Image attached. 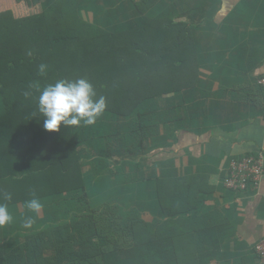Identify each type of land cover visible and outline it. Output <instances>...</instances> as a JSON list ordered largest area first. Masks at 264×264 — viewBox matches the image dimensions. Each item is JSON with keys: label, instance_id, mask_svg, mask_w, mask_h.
Returning <instances> with one entry per match:
<instances>
[{"label": "trees", "instance_id": "1", "mask_svg": "<svg viewBox=\"0 0 264 264\" xmlns=\"http://www.w3.org/2000/svg\"><path fill=\"white\" fill-rule=\"evenodd\" d=\"M160 4L43 0L38 14L0 12V204L27 213L33 211L28 201L36 198L40 213L54 219L52 227L7 250L0 264L189 260L191 234L176 230L170 220H147L122 193L100 202L91 189L107 177L102 171L110 166L108 160L114 158L122 176L126 166L139 167L142 142L147 149L165 146L175 131L172 124L185 126L179 107L198 84L199 69L191 59L189 30L174 23ZM41 64L47 65L43 75ZM77 79L92 85L94 99L105 98V110L92 125L46 131L38 111L41 91L57 81ZM25 92L30 93L27 98ZM171 98L178 99L173 108ZM149 181L158 215L173 218L177 212L170 200L176 181L169 176ZM5 194L11 199H4Z\"/></svg>", "mask_w": 264, "mask_h": 264}, {"label": "crops", "instance_id": "2", "mask_svg": "<svg viewBox=\"0 0 264 264\" xmlns=\"http://www.w3.org/2000/svg\"><path fill=\"white\" fill-rule=\"evenodd\" d=\"M42 3L0 0V12L8 10L15 17L38 14ZM160 8L189 30L191 59L199 69L198 84L179 107L185 126L173 123L175 131L165 146L147 149L142 142L146 149L139 153V167L126 166L122 176L114 158L108 160L110 166L102 171L107 177L91 189L100 202L122 193L147 220H170L176 230L191 234L189 260L180 264H264L253 252L264 236V173L247 192L235 193L222 185L231 160L260 154L264 166V90L257 85L264 75V0H161ZM170 104L177 106L178 99L171 98ZM124 137L126 148L128 134ZM160 176L176 181L170 202L177 215L171 219L158 215L150 188L149 180ZM8 210L13 219L0 227V258L54 224L40 211L25 213L16 206ZM29 218L30 228L25 227Z\"/></svg>", "mask_w": 264, "mask_h": 264}, {"label": "clouds", "instance_id": "3", "mask_svg": "<svg viewBox=\"0 0 264 264\" xmlns=\"http://www.w3.org/2000/svg\"><path fill=\"white\" fill-rule=\"evenodd\" d=\"M47 65L39 66L40 74H45ZM27 98L30 93L25 92ZM95 92L92 85L85 79L75 81L60 80L46 86L38 99V111L44 118V128L48 132H57L60 126L92 125L106 108L104 97L94 99ZM4 199L10 200L11 195L5 194ZM28 207L39 213L42 208L38 199L28 201ZM6 204H0V227L12 222ZM32 219H27L25 227L32 226Z\"/></svg>", "mask_w": 264, "mask_h": 264}, {"label": "built area", "instance_id": "4", "mask_svg": "<svg viewBox=\"0 0 264 264\" xmlns=\"http://www.w3.org/2000/svg\"><path fill=\"white\" fill-rule=\"evenodd\" d=\"M257 85L264 90V75L257 80ZM263 173V159L260 154L243 155L230 161L222 185L226 190L235 193L247 192L249 188L258 185ZM253 252L257 258L264 259V236L254 244Z\"/></svg>", "mask_w": 264, "mask_h": 264}, {"label": "rangeland", "instance_id": "5", "mask_svg": "<svg viewBox=\"0 0 264 264\" xmlns=\"http://www.w3.org/2000/svg\"><path fill=\"white\" fill-rule=\"evenodd\" d=\"M117 219H122V216L119 215V216L117 217ZM119 222H121V220H119Z\"/></svg>", "mask_w": 264, "mask_h": 264}]
</instances>
